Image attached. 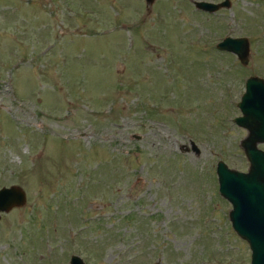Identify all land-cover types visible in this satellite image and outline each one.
<instances>
[{"label":"rangeland","instance_id":"374dc122","mask_svg":"<svg viewBox=\"0 0 264 264\" xmlns=\"http://www.w3.org/2000/svg\"><path fill=\"white\" fill-rule=\"evenodd\" d=\"M194 1L224 0H0V188L26 194L0 264H250L216 163L249 166L233 119L264 79V0Z\"/></svg>","mask_w":264,"mask_h":264},{"label":"water","instance_id":"95a60500","mask_svg":"<svg viewBox=\"0 0 264 264\" xmlns=\"http://www.w3.org/2000/svg\"><path fill=\"white\" fill-rule=\"evenodd\" d=\"M147 5L154 0H145ZM197 9L213 13L219 8L229 7V0L220 3L194 1ZM220 51L234 54L241 65L249 62L250 45L247 37L226 36L216 44ZM237 108L240 115L234 123L245 129L247 135L240 146L249 162L247 171L228 167L219 160L216 163L218 191L221 197L231 205L229 220L234 232L250 249V264H264V79L249 76L245 80ZM192 151L198 153L195 142L190 143ZM26 203L25 191L16 185L0 188V213H7L13 208L22 207ZM68 264H85L76 255L70 257Z\"/></svg>","mask_w":264,"mask_h":264}]
</instances>
